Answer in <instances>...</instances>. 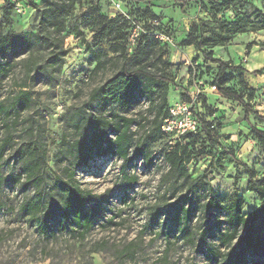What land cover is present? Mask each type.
<instances>
[{"label":"rangeland","instance_id":"obj_1","mask_svg":"<svg viewBox=\"0 0 264 264\" xmlns=\"http://www.w3.org/2000/svg\"><path fill=\"white\" fill-rule=\"evenodd\" d=\"M9 1L14 9L3 35L12 33L17 42L0 57V68L7 63L11 66L6 75H0V105L10 107L21 92L28 93L32 103L19 112L16 120L8 119L13 140L6 151L2 170L0 264H216L208 256L200 233L207 229L208 247L218 246L219 234L227 228L225 213L205 214L202 184L189 202L191 212L195 213L189 222L196 235L195 243L185 240L183 226L175 220L178 205L185 203L182 196L185 192L181 182L166 176L169 169L163 153L170 146L164 139L144 144L151 152L150 159L135 156L128 168L129 175L137 179L132 185L123 181L124 162L116 156L98 157L88 166L76 168L74 185L90 193L95 200L105 202L103 218L84 239L59 224V220L51 222V230L46 234L39 220L22 214L23 203L32 198L34 192L15 184L13 177L21 169L20 149L37 142L47 151L43 208L60 200L55 180L63 175L67 166L59 154L61 137L64 134L80 136V132L75 134L71 128V120L79 114L108 113V110L102 112L99 107L90 106L89 95L118 72L124 61L120 50L112 53L113 43H101L95 46L96 53L119 58L109 64L108 70L95 71L96 61L92 60L84 43L94 45L100 17L105 23L113 21L128 35L129 55L134 48V23L143 25L141 34L149 41L152 38L159 41L148 61V69L173 81L162 87L168 90V106L182 101V94L194 81L214 85L218 65L206 60L207 55L238 67L226 72L231 80L226 87L243 95L251 109L248 122L264 131V4L259 0L234 3L214 0L216 7L212 8L210 0H187L182 12L176 0H151V3ZM3 5L4 0H0V8ZM241 20L247 23L244 30H224L225 23ZM154 23L159 26L155 27ZM157 35L169 40L163 41ZM200 37L208 40L204 50L198 48ZM188 42L193 44L187 45ZM57 47L65 52L61 66L50 62L58 52ZM138 64L139 58L129 62L130 68ZM160 103L158 94L154 108L143 100L129 114L138 123L132 126V131L140 144L151 130L149 123L159 113ZM203 117L215 129L211 132L212 141L205 133L191 141L194 153L199 156L188 165L189 175L194 181L208 169L206 181L223 204L230 201L237 188L244 201L242 214L251 215L260 199L248 191V174L244 166L236 165L231 155L253 169L256 182L264 185V147L252 136L245 108L222 96L217 87L216 92L209 91L206 96ZM3 119L0 116V122ZM7 135L4 128L0 139ZM134 151L132 148L131 156ZM258 233L264 236V228H259Z\"/></svg>","mask_w":264,"mask_h":264},{"label":"trees","instance_id":"obj_2","mask_svg":"<svg viewBox=\"0 0 264 264\" xmlns=\"http://www.w3.org/2000/svg\"><path fill=\"white\" fill-rule=\"evenodd\" d=\"M136 2H149L151 0H134ZM228 3L243 2L244 0H226ZM264 4V0H259ZM180 4V10L184 12L187 6V0H176ZM209 3L212 8H215L214 0ZM13 5L9 0H4V5L0 8L2 15L0 17V57L6 55L11 47L17 42V37L12 33L3 35V31L11 22ZM219 11V10H218ZM155 18V17H154ZM96 33L94 35L93 46L85 42L86 49L91 54L92 60L96 61L95 71L108 70L109 64L114 62L119 57H109L107 53H96L95 46L101 43H113L111 51L117 54L121 51L123 57V65L118 72L104 82L101 86L96 87L89 95L88 104L97 106L101 111H107V114L88 116L79 114L71 120V128L80 136L63 135L60 142V156L62 161L67 163L63 169V175L55 180V188L59 192L60 200L52 201L46 209L43 208V187H44V172L47 168L46 163V147L36 143H30L19 151L20 172L13 177L14 183L21 185L25 190H33L32 198L27 199L22 207L21 212L25 216H30L35 220H39L43 231L47 234L51 230V222L59 220V224L65 226L72 231L80 239L94 229L98 224L99 219L103 218V200H95L90 193L82 192L78 186H75L73 181L76 174V168L88 166L91 161L98 157H106L108 155L116 156L124 163L121 168V176L123 181L129 184L137 182L136 177L130 176L128 173L129 165L132 163L135 156H140L145 159H150L151 152L144 144H154L164 139L169 144V149L163 153L164 162L168 165L169 172L167 177H173L175 181L181 182L185 194L183 196L182 205H178L175 214V220L180 226H183L182 234L187 242L195 243L196 235L193 234L189 222L194 216L191 212L190 198H192L204 184L203 210L208 216H212L221 211L225 213V224L227 228L219 234V245L216 247H208L207 241L208 230L200 233V240L205 244V250L210 258L216 264H264V236L258 233L259 228H264V185L259 184L255 180L256 173L246 165H243L237 158L231 155L237 166H244L248 177V191L259 196L260 204L251 215L245 216L242 214L244 205L243 198L238 195L237 188L234 189L233 197L224 205L220 196L214 191L206 181L209 170L206 169L201 177L192 180L189 175L188 165L192 162L195 156L191 141L194 138L205 133L209 141H212L211 132L215 127L207 123L203 117L204 106L207 95H202L198 99L196 117L199 121V128L194 134H185L180 138L174 139L171 135L165 134L162 131L164 121L169 116L168 106V90L163 89V86L173 84V81L150 71L148 61L153 54L155 47L159 41L152 38L150 41L143 32V25L134 23L140 27L139 36L135 43L131 54H128V35L123 33L122 28L116 26L113 21L103 22L101 17ZM133 25V27H134ZM155 27L159 25L154 23ZM247 26L244 21L233 23H225L224 30L230 32L242 31ZM158 36V35H157ZM113 40V41H112ZM190 41H197L190 38ZM198 48L204 50L206 47V39L199 38ZM193 43L188 42L187 45ZM58 52L50 58L53 66H61L65 52L57 47ZM105 58V60H103ZM132 58H139V64L136 68H130L129 62ZM206 60L212 64L218 65V72L214 79L213 87H218L222 96L237 101L243 105L246 113V121L251 129L253 138L257 143L264 147V131L253 127L248 122L250 113L249 105L244 101L243 95L232 91L226 86L231 81L227 77L228 70L239 69L232 67L228 63L214 59L207 55ZM9 63L0 68V75H6L10 69ZM201 82V81H198ZM204 83V82H203ZM205 84V83H204ZM206 85V84H205ZM192 86V85H191ZM207 86V85H206ZM211 86V85H208ZM188 91L186 89L184 92ZM253 95V91L249 92ZM159 94L161 103L159 105V113L149 123L150 131L141 141L135 139L136 135L132 131L133 125H138L137 121L129 114L138 106L141 101H149L151 107L154 108L155 99ZM183 100L185 93L182 94ZM32 103L30 95L26 92H21L12 102L10 107L0 105V116L4 119L0 122V135L5 128L8 135L5 139H0V191L4 186V178L2 170L6 164V151L11 147L13 140L11 125L8 124V119L16 120L19 112L26 110ZM134 148V155L131 156V149ZM165 176V177H166ZM24 180V182H22ZM236 186V183H234ZM189 204V207H186ZM258 224V225H257ZM225 250L222 252L221 249Z\"/></svg>","mask_w":264,"mask_h":264},{"label":"built area","instance_id":"obj_3","mask_svg":"<svg viewBox=\"0 0 264 264\" xmlns=\"http://www.w3.org/2000/svg\"><path fill=\"white\" fill-rule=\"evenodd\" d=\"M140 30L139 26L134 25L133 43H135L139 36ZM157 37L163 41L169 40L165 36ZM189 88L188 91L184 92L186 95L185 99L170 107L169 116L162 126V131L165 134L171 135L174 139L180 138L185 134L197 132L200 126L196 117V107L199 105L198 99L202 95H207L209 91H217L216 87L206 86L203 82L198 81H194Z\"/></svg>","mask_w":264,"mask_h":264}]
</instances>
